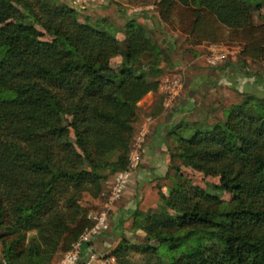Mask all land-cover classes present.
<instances>
[{"label":"trees","instance_id":"16d2710c","mask_svg":"<svg viewBox=\"0 0 264 264\" xmlns=\"http://www.w3.org/2000/svg\"><path fill=\"white\" fill-rule=\"evenodd\" d=\"M262 4L156 1L160 21L190 45L236 42L242 59L264 62V13L259 23L251 19ZM125 27L123 46L107 30L79 22L64 2L0 0V264H51L92 224L87 215L98 207L103 181L127 167L136 101L159 81L136 74L137 64L155 49L148 60L155 75L161 50L133 18ZM117 53L123 62L115 69L109 59ZM198 125L177 135L174 155L218 174L215 185L232 198L194 184L175 165L158 207L138 210L130 223L158 244L122 237L109 251L119 264H264L263 99L250 93L223 119Z\"/></svg>","mask_w":264,"mask_h":264},{"label":"rangeland","instance_id":"374dc122","mask_svg":"<svg viewBox=\"0 0 264 264\" xmlns=\"http://www.w3.org/2000/svg\"><path fill=\"white\" fill-rule=\"evenodd\" d=\"M57 1L72 6L79 22H87L99 29L107 30L121 40L123 46L127 36L126 22L133 18L135 23L145 27L151 43L161 50L156 62L159 71L155 75L150 74L148 65V60L154 58V48L150 56L145 53L140 57V63L137 64L141 68L136 70V74L143 71L149 78H158V87L156 91H146L136 101L137 116L134 121L128 155L136 149L137 164L132 168L129 182L119 196L120 198L135 182L136 186L131 189H136V192H133L136 198L133 200L134 206L128 209L121 219L120 230L122 233L118 239L113 240L109 247L104 249V252H109L122 237H127L134 242L158 244L155 238L147 239L143 230L131 229L130 223L138 210L146 213L158 207L160 199L158 191L168 192L170 190L176 172L175 165L179 166L180 172L194 184L219 194L225 201L230 200L233 196L232 193L215 185L219 182L218 174H205L201 170L180 163L174 155L177 144L176 137L179 134L188 136L195 127L199 126V123L207 125L223 119L226 109L231 104L247 99L250 93L262 98L264 102V62L249 58L242 59L239 55L242 45L236 42H223L219 45H213L212 42L190 45L185 34L170 29L160 21L156 7L157 0ZM263 13L264 4L259 8H252V21L259 23ZM34 25L43 32V39L52 37L39 23L36 22ZM239 60H244L241 65L238 63L241 62ZM122 62L123 58L120 53L109 59L110 65L115 69L121 67ZM231 65H236V70H233ZM172 80L178 84L177 94L171 98L168 105H165L168 95L163 88ZM189 91L191 92L188 96L190 103L182 106L183 112H179L172 119L167 118L168 109L173 104H179L183 97H187ZM165 122H167L166 126H164ZM172 125L175 127L174 132L167 133V129L172 128ZM154 141H157L159 149L163 150V153L156 152L153 146ZM161 165L165 169L163 173L156 169V166ZM112 179L113 176L107 177L100 190L108 188ZM141 191L144 192V195H141ZM101 197L99 191L94 199L98 202L97 209L103 200ZM117 200L114 201V204ZM114 204L108 211L109 220L110 215L113 214L111 210ZM34 232L35 230H29L27 235L31 236ZM96 246L98 249L94 248L95 252H101L98 243ZM1 250L0 240V256ZM130 255L138 261L146 260V257L138 253L130 252ZM60 256L61 254L56 255L51 264ZM91 264L97 263L92 260ZM117 264L119 263L117 262Z\"/></svg>","mask_w":264,"mask_h":264},{"label":"built area","instance_id":"2783aa9c","mask_svg":"<svg viewBox=\"0 0 264 264\" xmlns=\"http://www.w3.org/2000/svg\"><path fill=\"white\" fill-rule=\"evenodd\" d=\"M211 44L219 45L223 42H212ZM163 90L168 95L165 102V105H168L171 98L177 94L178 84L175 80H172L164 86ZM136 164L137 150L135 149L128 155L127 167L115 172L111 185L100 190L103 199L101 205L87 215L91 218L92 224L84 227L78 238L71 243L70 248L63 252L54 264H91L92 260H95L97 264H117L114 254L109 252L96 253L92 244L98 234L110 228L109 208L125 190L132 174V168Z\"/></svg>","mask_w":264,"mask_h":264},{"label":"crops","instance_id":"0c3cea01","mask_svg":"<svg viewBox=\"0 0 264 264\" xmlns=\"http://www.w3.org/2000/svg\"><path fill=\"white\" fill-rule=\"evenodd\" d=\"M191 92L189 91L187 93V97H183L179 104H173L169 109H168V113H167V118L172 119L174 118L176 115L179 114V112H183L182 110L184 109L182 106H185L187 103H190L188 96H190ZM183 108V109H181ZM166 123H164V126H166ZM164 128V127H163ZM162 128V130H163ZM158 130H160V128H158ZM161 130V131H162ZM153 146L154 149L156 150V152H161L163 153V150L159 149V144L157 143V141L153 142ZM157 171L162 172L165 170L164 167L161 166H156ZM142 174V173H141ZM139 183V182H138ZM142 183V182H141ZM135 182H133L131 184V187H129L128 190H126L125 193H123V195L119 198V200H117V202L114 204L113 208H112V212L113 214L110 215V228L107 231L101 232L100 234H98L94 241L92 246L94 248H97L96 244L98 243V247L100 249L101 252H104V249H106L107 247H109V244L115 240L116 238H119V235L122 233V231L120 230V225H121V219L123 218L125 212L128 209H131L134 205H133V200L136 198L135 194L133 192H136V189L132 190L131 188H134ZM141 195H144V192L141 191ZM139 207V206H137ZM113 247V246H112ZM86 249V248H85ZM98 249V248H97Z\"/></svg>","mask_w":264,"mask_h":264}]
</instances>
